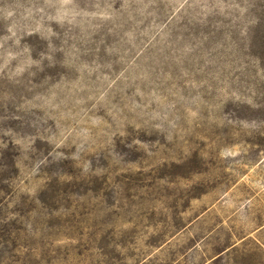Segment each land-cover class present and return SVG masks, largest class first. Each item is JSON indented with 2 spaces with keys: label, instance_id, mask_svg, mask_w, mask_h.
<instances>
[{
  "label": "rangeland",
  "instance_id": "rangeland-1",
  "mask_svg": "<svg viewBox=\"0 0 264 264\" xmlns=\"http://www.w3.org/2000/svg\"><path fill=\"white\" fill-rule=\"evenodd\" d=\"M10 161L0 264H264V0H0Z\"/></svg>",
  "mask_w": 264,
  "mask_h": 264
},
{
  "label": "trees",
  "instance_id": "trees-1",
  "mask_svg": "<svg viewBox=\"0 0 264 264\" xmlns=\"http://www.w3.org/2000/svg\"><path fill=\"white\" fill-rule=\"evenodd\" d=\"M16 163L10 161L8 165H0V197L3 194H8L11 188L12 178L9 176V173L15 172ZM4 167L6 170L4 171Z\"/></svg>",
  "mask_w": 264,
  "mask_h": 264
}]
</instances>
